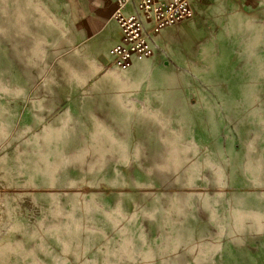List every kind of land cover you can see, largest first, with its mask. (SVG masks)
I'll list each match as a JSON object with an SVG mask.
<instances>
[{
	"label": "crops",
	"instance_id": "crops-1",
	"mask_svg": "<svg viewBox=\"0 0 264 264\" xmlns=\"http://www.w3.org/2000/svg\"><path fill=\"white\" fill-rule=\"evenodd\" d=\"M207 1L222 6L216 27L230 20L228 0ZM117 9L116 0H0V264H79L80 230L50 232L57 217L46 187L49 150H88L76 164H105L100 179L120 174L129 192L122 194L139 196L140 165L166 158L165 134L180 130L186 139L225 112L216 93L193 98L201 84L192 28L183 23L200 14L152 36L154 55L120 70L111 55L121 40ZM211 30L198 26L195 43ZM17 144L26 150L19 160ZM101 186L105 208L120 189ZM104 244L90 247L88 258L99 259Z\"/></svg>",
	"mask_w": 264,
	"mask_h": 264
},
{
	"label": "rangeland",
	"instance_id": "rangeland-1",
	"mask_svg": "<svg viewBox=\"0 0 264 264\" xmlns=\"http://www.w3.org/2000/svg\"><path fill=\"white\" fill-rule=\"evenodd\" d=\"M196 1L205 5H193L200 17L183 23L192 28L193 77L201 84L192 93L224 100L216 124L202 123L186 139L180 130L165 134L166 158L140 165L139 196L122 194L129 192L120 174L100 179L105 164H76L88 150L48 151L46 187L57 217L50 232L80 230L79 264H264V4L228 0L230 20L216 27L222 6ZM200 25L214 30L201 32L197 45ZM16 151L19 160L26 150L17 144ZM104 182L120 189L105 208ZM100 240L94 261L88 253Z\"/></svg>",
	"mask_w": 264,
	"mask_h": 264
},
{
	"label": "built area",
	"instance_id": "built-area-1",
	"mask_svg": "<svg viewBox=\"0 0 264 264\" xmlns=\"http://www.w3.org/2000/svg\"><path fill=\"white\" fill-rule=\"evenodd\" d=\"M121 40L111 50L118 69L126 70L133 58L154 55L152 36L193 17L191 0H116ZM129 10V11H128Z\"/></svg>",
	"mask_w": 264,
	"mask_h": 264
}]
</instances>
